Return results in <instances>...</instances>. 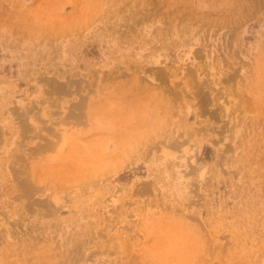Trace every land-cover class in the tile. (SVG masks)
I'll return each instance as SVG.
<instances>
[{
  "label": "rangeland",
  "instance_id": "obj_1",
  "mask_svg": "<svg viewBox=\"0 0 264 264\" xmlns=\"http://www.w3.org/2000/svg\"><path fill=\"white\" fill-rule=\"evenodd\" d=\"M0 264H264V0H0Z\"/></svg>",
  "mask_w": 264,
  "mask_h": 264
}]
</instances>
